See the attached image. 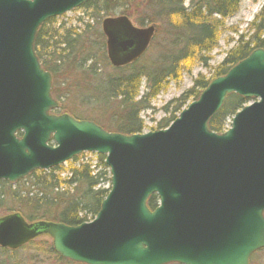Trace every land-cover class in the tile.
<instances>
[{"label": "water", "instance_id": "1", "mask_svg": "<svg viewBox=\"0 0 264 264\" xmlns=\"http://www.w3.org/2000/svg\"><path fill=\"white\" fill-rule=\"evenodd\" d=\"M92 0H0V181L61 166L82 153L104 156L110 190L89 223H28L0 217V248L40 236L77 264H249L264 249V49L214 78L163 130L124 135L54 115L51 75L34 52L40 26ZM113 68L136 62L155 27L125 16L101 23ZM248 105L218 134L209 121L226 97ZM20 134V136H18ZM151 195L158 206L146 205Z\"/></svg>", "mask_w": 264, "mask_h": 264}, {"label": "trees", "instance_id": "2", "mask_svg": "<svg viewBox=\"0 0 264 264\" xmlns=\"http://www.w3.org/2000/svg\"><path fill=\"white\" fill-rule=\"evenodd\" d=\"M133 2L140 1L93 0L80 8L95 10L107 17L115 8L121 9L126 3ZM185 2L187 6H184ZM239 3L240 0H144L141 4L153 14L145 21L161 23L164 27V46L157 55L145 53L136 62L120 68L109 65L102 34L96 33L95 39L90 40L86 35L88 24L83 22L81 28L67 30L63 26L55 28V18L47 20L37 31L34 52L42 69L51 74V95L58 103L67 93L66 88L60 89L65 87V83L57 78L60 69L67 72L73 67H85L93 75L94 82H86L81 88L83 94L92 99L93 115L81 118L74 113L66 114L77 120L92 121L108 132L141 134L143 123L139 114L150 109L151 100L168 83L189 72L192 63L198 61L206 65V56L216 46L223 21L238 11ZM124 11L122 14L125 15ZM144 23L141 21L138 26ZM250 26L254 32L247 38L239 36L236 46L214 69L213 79L225 75L253 50L264 49V5ZM157 30L159 32V28ZM102 66L108 69L104 75L100 72ZM142 81L144 92L140 94ZM208 83L198 77L191 88L167 103L156 129L167 128L190 100L198 98ZM246 103L242 97L228 95L221 109L209 121V130L222 133L227 119ZM61 109L59 105L54 114H61ZM91 155L95 158L94 165L78 162L84 154L75 157L68 163L65 178H60L64 168L59 166L49 171H35L14 184L0 181V210L18 213L28 222L45 220L77 226L93 220L109 191L110 177L104 157ZM146 205L153 211L158 206V197L151 195ZM37 245L41 247L37 248ZM32 251L39 252L35 253L37 257L44 255L46 260H55L57 264H77L61 258L52 250L51 242L48 245L44 241H32L16 251L0 248V264H29L25 258ZM263 255L264 249L254 253L250 264L255 261L259 264L258 261L262 260L259 256Z\"/></svg>", "mask_w": 264, "mask_h": 264}, {"label": "rangeland", "instance_id": "3", "mask_svg": "<svg viewBox=\"0 0 264 264\" xmlns=\"http://www.w3.org/2000/svg\"><path fill=\"white\" fill-rule=\"evenodd\" d=\"M139 3H126L123 8H115L111 14V16H105L103 13L95 11V10H85L84 8H78L70 13H67L59 18H55L54 27L57 28L59 26H63L64 29L70 30L73 28H81V23L88 24L89 29L87 31V37L90 40L95 39L96 33H101V23L106 18H115L119 16H125L130 20L133 26L138 28H146L149 26L155 27V34L153 35L151 42L146 50V54L152 55L156 54L163 48L165 43V33L164 27L161 26V23L150 24L145 21L147 17H151L153 14L150 9L146 7V5L141 4L144 0H139ZM264 5V0H240L238 11L225 19L223 21V29L219 31L218 41L216 43L215 48L206 56V65L195 61L189 67V72H184L181 75V78L175 82H170L166 85L165 89H163L154 99L150 102V109L144 110L139 114V118L143 123L142 133L152 132L157 130V122L163 118V108L169 103L171 100L179 97L182 93L192 87L193 81L201 77L205 81L213 80V72L214 69L222 62L228 52L236 46V42L239 36L248 37L254 32L251 29L250 23L255 19L256 15L261 10ZM184 6H187V2L184 3ZM122 10L125 12V15L122 14ZM145 16V17H144ZM144 19V20H143ZM145 22L142 26H138L139 22ZM159 28V32L158 29ZM251 29V30H250ZM103 36V35H102ZM103 42L105 44V38L103 36ZM106 53V49H105ZM144 53V54H145ZM71 69V71H67L64 69H60V72L57 76L58 80H62L64 82L65 87H60V89L66 88L65 97L60 98L59 105L62 107L60 113H69L81 118L88 117L93 115L92 113V99L88 97L86 94H83L81 91L82 86L85 85L86 82H94L93 75L91 72L84 69ZM107 68L103 67L100 69V72L104 75L107 72ZM82 92V93H81ZM144 92V82L142 81L140 87V94ZM201 93V92H200ZM195 101V100H194ZM193 102L192 100L189 101ZM225 102V101H224ZM231 119H227L225 129H227L230 125ZM78 162H89L94 165L95 158L91 154H84L82 158ZM64 170L60 174V178H65L68 175L69 165H63ZM106 186V185H105ZM108 187V186H106ZM9 214L6 210H0V217ZM45 221V220H41ZM28 222V221H26ZM50 222V221H47ZM90 222V221H89ZM56 223V222H54ZM48 240V241H47ZM36 242L44 241L49 245L50 239L45 236H40L36 240ZM40 245H37V248H40ZM39 252L32 251L29 252L25 258L29 264H57L55 260H46L44 255L37 254ZM262 260H259V264H264V255L259 256ZM257 261H255L256 263ZM253 262V264H255Z\"/></svg>", "mask_w": 264, "mask_h": 264}]
</instances>
